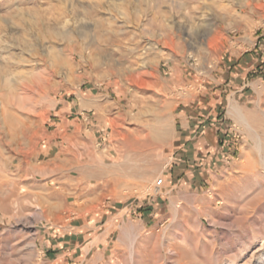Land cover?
Returning a JSON list of instances; mask_svg holds the SVG:
<instances>
[{
	"label": "rangeland",
	"instance_id": "1",
	"mask_svg": "<svg viewBox=\"0 0 264 264\" xmlns=\"http://www.w3.org/2000/svg\"><path fill=\"white\" fill-rule=\"evenodd\" d=\"M262 37L264 0H0V264H264L263 152L234 115L235 157L167 179L179 115L224 114L219 70ZM80 90L104 141L53 131ZM244 106L264 140V102ZM94 214L99 231L53 247Z\"/></svg>",
	"mask_w": 264,
	"mask_h": 264
},
{
	"label": "crops",
	"instance_id": "2",
	"mask_svg": "<svg viewBox=\"0 0 264 264\" xmlns=\"http://www.w3.org/2000/svg\"><path fill=\"white\" fill-rule=\"evenodd\" d=\"M219 71L218 78L220 82H215L214 87L220 85L219 88L224 90L228 87L233 88L234 99H227L224 114L213 112L217 111L214 106H209L208 103L202 104L198 99V103L193 104L187 114L184 112V114L179 115V119L182 120L179 127H182V130L177 140V154L170 162L172 170H169V177H167L169 184L175 182L174 185L177 186L182 183L185 184L191 179L193 182L197 181L203 178L204 173L208 174L209 171H212L213 167H217L221 162H227L232 156L235 157L239 135L237 129L234 128V124L230 123L233 116L229 113V105L235 103L240 111L245 113L248 109H245L244 105L251 102L257 106L263 104L264 37L254 42V47L248 52H240L235 58L228 55L226 64H223ZM256 82L257 85H255ZM86 92L80 90L78 94L76 92L73 94L72 100L67 102V109H74L73 118L57 120L58 123L54 124L56 126L53 131H56L60 126H63L66 131H69L70 127H72V131L77 128L87 129L92 127L93 131L104 141L108 126L106 123H99V101L94 97V99H90V102L86 97ZM74 103L77 105H73ZM87 105H91L89 110L86 109ZM205 107L207 108L205 109ZM208 131L212 132L213 144L207 139ZM57 133L55 132L54 135H57ZM97 215L94 214L93 219L87 222L86 225L71 226V229L75 228L76 230L74 232L68 230L67 236L70 237L69 239L62 240L60 237L57 238L56 235L53 236L55 239V241H52L55 242L53 247L57 246L61 249L63 246L79 243V238H83L87 229L90 230L88 234L96 229V231H99L100 218ZM46 251L48 252L47 257L55 262L57 258L52 253L54 250L49 251L48 249ZM58 261L60 262V260Z\"/></svg>",
	"mask_w": 264,
	"mask_h": 264
},
{
	"label": "bare ground",
	"instance_id": "3",
	"mask_svg": "<svg viewBox=\"0 0 264 264\" xmlns=\"http://www.w3.org/2000/svg\"><path fill=\"white\" fill-rule=\"evenodd\" d=\"M32 81V80H31ZM22 87V86H21ZM230 113L232 115H234V117H236V119L238 121H240L242 124H244L248 130H250V133L253 134V137L255 138V143H256V146L255 148H258V150H260L261 152H263V156L261 157L262 158V164L264 165V140H263V137H262V130L259 132V130H254L251 125L248 123L247 119L245 118V116L243 115V113L240 111V108L238 107L237 104H233L231 103L230 104V109H229ZM261 115L264 117V112L261 113ZM259 126V125H258ZM259 153V152H258ZM261 154V155H262ZM260 156V155H259ZM260 158V157H259Z\"/></svg>",
	"mask_w": 264,
	"mask_h": 264
},
{
	"label": "built area",
	"instance_id": "4",
	"mask_svg": "<svg viewBox=\"0 0 264 264\" xmlns=\"http://www.w3.org/2000/svg\"><path fill=\"white\" fill-rule=\"evenodd\" d=\"M234 137H236V136H234ZM161 185H162V179L161 178H158L154 181V188L158 189Z\"/></svg>",
	"mask_w": 264,
	"mask_h": 264
}]
</instances>
